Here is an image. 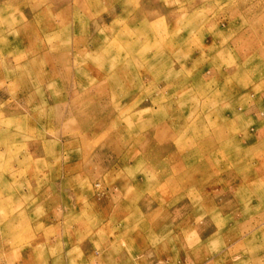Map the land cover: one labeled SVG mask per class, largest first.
<instances>
[{"label":"rangeland","instance_id":"1","mask_svg":"<svg viewBox=\"0 0 264 264\" xmlns=\"http://www.w3.org/2000/svg\"><path fill=\"white\" fill-rule=\"evenodd\" d=\"M0 264H264V0H0Z\"/></svg>","mask_w":264,"mask_h":264}]
</instances>
